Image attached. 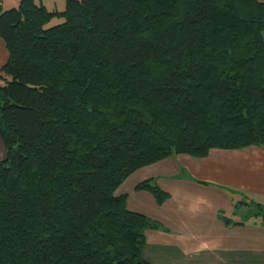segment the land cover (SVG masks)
Segmentation results:
<instances>
[{
  "label": "trees",
  "instance_id": "trees-1",
  "mask_svg": "<svg viewBox=\"0 0 264 264\" xmlns=\"http://www.w3.org/2000/svg\"><path fill=\"white\" fill-rule=\"evenodd\" d=\"M0 37V264H148L126 178L264 144V0H20Z\"/></svg>",
  "mask_w": 264,
  "mask_h": 264
},
{
  "label": "crops",
  "instance_id": "crops-1",
  "mask_svg": "<svg viewBox=\"0 0 264 264\" xmlns=\"http://www.w3.org/2000/svg\"><path fill=\"white\" fill-rule=\"evenodd\" d=\"M7 59L0 37V68ZM0 154L5 155L1 138ZM143 180L170 196L159 204L150 191L137 189ZM118 193H127L131 210L162 224L146 230L142 254L148 264H264L263 220L232 221L222 214L234 202L264 207V144L168 156L134 171Z\"/></svg>",
  "mask_w": 264,
  "mask_h": 264
},
{
  "label": "rangeland",
  "instance_id": "rangeland-1",
  "mask_svg": "<svg viewBox=\"0 0 264 264\" xmlns=\"http://www.w3.org/2000/svg\"><path fill=\"white\" fill-rule=\"evenodd\" d=\"M37 3L45 5L49 10H58L62 11L65 9L67 0H35ZM20 0H2L0 4V12L18 6ZM61 17L59 15H54L51 21L48 23V25H52L55 23H58L61 21ZM238 203V202H237ZM234 202L232 207L230 209H225V211H222V214L227 216L228 218H231L232 221H242L244 220L245 222H253L255 220L261 219L262 215L261 212L257 215H254L253 212L259 211L256 206L253 204L249 205L247 208L246 207H240L236 206L237 204ZM257 209V210H256ZM261 262L263 261L262 259L260 260ZM263 263V262H262ZM256 262V263H249L248 264H262ZM234 264H239V262H236Z\"/></svg>",
  "mask_w": 264,
  "mask_h": 264
}]
</instances>
